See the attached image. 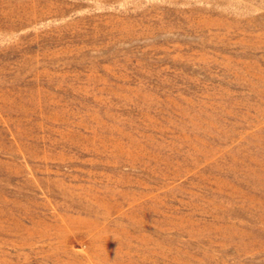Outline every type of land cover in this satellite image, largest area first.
I'll use <instances>...</instances> for the list:
<instances>
[{
  "label": "rangeland",
  "instance_id": "obj_1",
  "mask_svg": "<svg viewBox=\"0 0 264 264\" xmlns=\"http://www.w3.org/2000/svg\"><path fill=\"white\" fill-rule=\"evenodd\" d=\"M0 264H264V0H0Z\"/></svg>",
  "mask_w": 264,
  "mask_h": 264
}]
</instances>
